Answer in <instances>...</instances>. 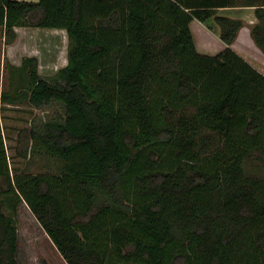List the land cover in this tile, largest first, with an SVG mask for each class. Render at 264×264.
Listing matches in <instances>:
<instances>
[{
  "label": "trees",
  "instance_id": "1",
  "mask_svg": "<svg viewBox=\"0 0 264 264\" xmlns=\"http://www.w3.org/2000/svg\"><path fill=\"white\" fill-rule=\"evenodd\" d=\"M264 55V0H0L17 27L63 29L67 63L8 62L0 102L64 104L29 130L58 172H12L0 124V264L17 259L24 202L67 264H264V74L231 48ZM212 18L223 49L199 53L190 23ZM41 264H47L42 261Z\"/></svg>",
  "mask_w": 264,
  "mask_h": 264
},
{
  "label": "rangeland",
  "instance_id": "2",
  "mask_svg": "<svg viewBox=\"0 0 264 264\" xmlns=\"http://www.w3.org/2000/svg\"><path fill=\"white\" fill-rule=\"evenodd\" d=\"M218 14L227 15V12L222 11L218 12ZM200 24L197 20H194L190 25V29L198 43L202 37L210 45L211 48H206L207 50L202 51L206 55L219 53L223 48H219L220 45L222 46V42L218 36L217 24L212 18L207 19L203 23L204 25ZM244 29V27L240 29L237 42L239 40L241 43L243 33L241 37L240 33ZM66 36H64V51L67 50L68 44ZM252 41L251 47H243V50L247 54L256 56L260 63L257 66H259V69H263L262 71L260 70L261 72H264V55ZM4 44L2 29L0 28V48ZM62 54L64 55V53ZM6 63L4 62L3 66H0V92L7 91L10 88L9 68H7ZM251 64L256 65L252 62ZM41 71L51 74L57 70L53 67L48 70L42 69ZM64 114V104L58 101H52L39 108L31 107L25 103L13 105L1 102L0 120L2 133L12 172L56 173L59 171L60 160L44 153L39 147L32 148L28 132L29 130L42 132L46 122L63 121ZM16 225L19 234L17 259L20 262L24 264H41L42 261H45L47 264H67L24 202H21L17 207Z\"/></svg>",
  "mask_w": 264,
  "mask_h": 264
},
{
  "label": "crops",
  "instance_id": "3",
  "mask_svg": "<svg viewBox=\"0 0 264 264\" xmlns=\"http://www.w3.org/2000/svg\"><path fill=\"white\" fill-rule=\"evenodd\" d=\"M29 1H37V0H29ZM225 11L227 15L239 18L243 21V27L246 29L242 30L240 33V37L242 35L241 43L238 39V35L236 39L231 44V48L234 49L238 54L244 57L250 63H254V65L259 71L263 69H259L258 64H260L256 58V56H252L250 54L245 53L243 47H251L252 43L250 40L249 27L253 25L257 19L254 15L253 7H226L218 9V12ZM230 12V13H228ZM193 19L190 25L193 23ZM200 25L205 22H201L197 20ZM204 25V24H203ZM16 31V40L12 44L2 45L0 48V66H3L4 62H8L14 67H18L21 64V61L26 56H34L38 60V72L43 77H48L54 73H46L41 70H48L50 68H55L58 70L63 67L67 63V50H63L64 44V36L66 35L65 30L63 29H53V28H30V27H17ZM34 31V32H32ZM240 31V30H239ZM193 35V34H192ZM218 36H219V28H218ZM67 37V36H66ZM193 39L195 42L196 49L199 53L204 54L202 50H207L206 48H211L208 42L201 37L199 43L195 40L194 35ZM253 42V41H252ZM240 43V44H238ZM223 48L220 45L219 48ZM253 50V49H252ZM64 51V52H63ZM241 51V52H240ZM253 52H255L253 50ZM64 53V55L62 54ZM254 55V53H253ZM64 57V58H62ZM264 74V72H262ZM0 110H1V102H0ZM1 119V117H0ZM1 124V120H0ZM2 127V126H1ZM47 235V234H46Z\"/></svg>",
  "mask_w": 264,
  "mask_h": 264
}]
</instances>
